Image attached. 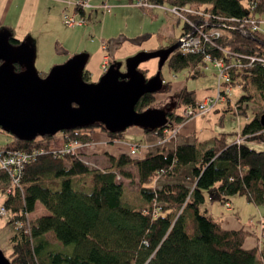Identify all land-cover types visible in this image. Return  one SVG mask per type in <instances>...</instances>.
Instances as JSON below:
<instances>
[{
	"label": "trees",
	"instance_id": "1",
	"mask_svg": "<svg viewBox=\"0 0 264 264\" xmlns=\"http://www.w3.org/2000/svg\"><path fill=\"white\" fill-rule=\"evenodd\" d=\"M151 1L199 8L208 14L206 29L221 31L214 47L204 45L194 53L178 48L168 59L173 71L203 67L204 55L210 53L230 66L231 86L242 88L237 112L247 117L251 104L261 107L241 125L240 139L229 140L228 133L207 139L180 134L148 147L141 157L110 155L112 163L104 169L91 167L80 150L62 152L57 136L65 142L86 144L92 142L96 130L105 131L110 140L123 132L111 133L95 124L33 140L12 135L0 149L37 151L24 166L19 185L3 201L11 213L10 222L25 223L11 239L8 257L12 264H263L260 245H246L253 231L245 226L226 228L203 206L208 198L222 201L236 192L246 193L258 204L264 202V148L254 147L264 144V32L262 28L254 30L250 22L264 16V0ZM187 18L199 23L205 17L189 13ZM189 28L186 24L185 30ZM11 41L29 43L15 37ZM83 78L90 81L87 70ZM156 95L142 96L136 109L151 108ZM181 98L183 104L196 106L199 102L190 92ZM166 112L168 125L185 119L175 108ZM164 128L144 131L162 137ZM126 165L137 170L144 200L138 207L125 201V184L118 180L119 172L129 176L124 171ZM87 178H91L90 184L84 183ZM9 184L7 171L0 168V188L6 190ZM38 202L47 212L30 220Z\"/></svg>",
	"mask_w": 264,
	"mask_h": 264
},
{
	"label": "rangeland",
	"instance_id": "2",
	"mask_svg": "<svg viewBox=\"0 0 264 264\" xmlns=\"http://www.w3.org/2000/svg\"><path fill=\"white\" fill-rule=\"evenodd\" d=\"M68 1L71 0H27L25 12L29 14V17L27 16L28 20L26 18L23 22L20 24L17 23L14 27L13 36L15 38L24 40L30 37L32 42L34 41L33 44H35L36 41L38 42L39 49L37 48L38 51L37 49L34 50V65L40 74L42 72L48 73L53 66L64 63L70 57L77 54L73 53L70 55L67 52L58 54L57 52V54L53 53L51 58L50 55H47L42 50L45 43L61 41L64 45L73 49L74 47L78 49L81 48L78 53L83 52L88 55L86 70H88L89 65L96 64L98 66L100 60H102L103 53L109 55L111 62L115 61L121 63L122 70L126 68L127 59L139 52H133V44H135V46H148L152 42H159L161 47L156 49L164 48L173 41L169 39L168 36L174 34L179 37L187 23L185 18H181L172 12L173 6L169 4H165L163 7H157L153 10L142 9L134 4L133 8L126 7L125 5L128 4V0H89L92 4H94V2L100 4L105 3L109 8H113L116 4L121 7L117 8L113 15L106 20L101 14L97 17L95 12L87 10L85 16L87 19L86 24L70 27L65 21L63 14V10H65L67 6L69 8ZM22 3L23 0H0V22L3 19H7L11 14L17 16L18 8ZM10 6H12V11H10ZM71 9H73L72 4H70V10ZM184 9L193 12L201 11L199 8L195 9L189 6ZM188 10L182 11V14L186 17L187 14H191ZM261 18H264V16ZM2 29L0 28V30ZM262 29L264 32L263 25ZM145 34H149V36L147 38L141 37ZM120 37H125L126 39H124L125 41L123 43L118 44L117 42L121 40ZM102 41L108 44V48L104 51H102L101 47ZM158 63L159 60L153 58L141 63L140 69L145 71L144 73L147 78H149L156 74ZM206 64L204 65L205 68L198 65L196 68H186L175 72L169 67L167 61L162 68V78L166 83L167 89L165 90L163 86V89L157 92V100L151 108L163 110L175 108L179 110V112H183L184 109L189 106L188 104L182 103L181 95L183 93H193L197 101L204 99L206 96H215L218 83V70L213 67L212 63ZM199 71L202 72L199 74ZM241 94V86L235 84L232 86L229 100H223L207 113L185 118L182 123L195 119V125L197 126L196 136L199 139H207L220 133H228L227 138L229 140H233L235 137L238 138L241 125L249 121L253 116V111L261 107L260 104H258V106L257 104H251L248 116L240 115V113L237 112L236 101ZM182 123L176 124L175 126H179L180 130V125ZM104 132L103 130H96L93 135L95 141L98 135L101 133L105 134ZM60 133L61 132L57 134ZM178 134L179 131L177 132V135ZM146 135L155 134H149L137 126L129 127L126 130L124 134L125 139L128 140L130 144L137 147L135 156L141 157L144 155L145 149L143 144L146 142ZM122 137L123 134H121L119 138ZM238 139H240V137ZM11 140L12 135L0 128V147L5 146ZM137 141H140L141 144L137 145L135 143ZM258 144L260 145L261 143L254 145L256 149L264 148L258 146ZM110 157L111 156H107L105 162L104 160H102L103 162H96V160L91 161V159H87L91 167L104 169L111 165L112 162ZM124 169L129 176L126 177L122 172H119L118 175V180L125 184L124 199L129 204L138 207L144 203V200L139 193L137 170L132 165H126ZM84 183L90 184L91 178L85 179ZM5 198V190L0 188V205L3 204ZM225 201H229L230 207L226 206ZM207 206L209 213L213 214L223 225L227 224L224 218L229 216V214H233L238 218V223L244 224L246 228L254 232V236H251V238L256 237V239H258V235L256 234L259 233L260 238L262 236L264 239V235L262 234L264 231V202L258 204L249 199L246 193L236 192L224 196L222 201L217 200L212 202L207 199L203 207ZM45 211L46 209L43 204L38 202L35 211L29 216L30 220L42 215ZM10 220L11 213L0 216V249H2L7 256L12 252L11 239L19 232L18 229H20L16 222H10ZM49 241L52 244L56 243L53 236H49Z\"/></svg>",
	"mask_w": 264,
	"mask_h": 264
},
{
	"label": "water",
	"instance_id": "3",
	"mask_svg": "<svg viewBox=\"0 0 264 264\" xmlns=\"http://www.w3.org/2000/svg\"><path fill=\"white\" fill-rule=\"evenodd\" d=\"M13 34L0 30V128L21 140L54 136L59 132L100 124L111 133L129 127H166V110L136 109L142 96L163 89L162 68L181 41L156 50H141L126 61L110 64L98 81L83 78L87 53H78L42 76L34 65V48L12 43ZM159 60L155 75L147 78L140 65ZM17 65L22 67L17 70ZM264 124V116H263ZM0 264H12L0 249Z\"/></svg>",
	"mask_w": 264,
	"mask_h": 264
},
{
	"label": "built area",
	"instance_id": "4",
	"mask_svg": "<svg viewBox=\"0 0 264 264\" xmlns=\"http://www.w3.org/2000/svg\"><path fill=\"white\" fill-rule=\"evenodd\" d=\"M134 5H137L141 8L145 9H153L157 7H163V5L155 4L151 0H132ZM68 6L65 10H63L64 19L68 23L69 26L75 25H85L87 19L85 14L81 11H85L86 9L99 7V6H107L103 5H95L89 2V0H71L68 1ZM70 4L73 5V9L70 10ZM185 7L173 6L172 12L178 15L181 18H185L187 21V25L190 27L189 30L185 31L180 37L181 45L179 49L183 52H191L194 53L203 49L204 45H210L212 47L216 46L214 39L221 36V31L216 28L206 29L208 22V14H204L203 12H193L188 9H184ZM81 9V11H79ZM183 10H188L191 14H196L199 16L204 15V19L196 23L191 21L189 18L182 14ZM251 24L254 30L262 28L264 26V18L261 19H252ZM224 51V50H222ZM204 61L206 63H212L213 67L218 70V83L216 88L215 96H206L204 99L199 101L196 106L189 105L184 109L182 114L185 118H191L199 114H204L211 111L218 103L223 100L230 99L229 96L232 92L231 76L229 74L230 66L227 65L222 59L213 57L212 54L207 53L204 55ZM111 64V58L109 55L104 56L102 63V71L105 73ZM207 65V64H206ZM179 131V126L175 125H167L163 130V136L161 137L160 144L165 143L166 141L174 138ZM82 145L76 141L65 142L61 146L62 152H76L79 151V146ZM132 154L137 153V147L132 145ZM37 154V151L33 152H25L21 150L15 149H0V168L7 171L10 184L7 186L5 190V194L11 193L12 190L19 185L22 171L24 166ZM227 207H230L229 201H225ZM7 210L5 206L0 205V216L5 215ZM19 228H23L25 223L17 222ZM264 264V261H263Z\"/></svg>",
	"mask_w": 264,
	"mask_h": 264
},
{
	"label": "crops",
	"instance_id": "5",
	"mask_svg": "<svg viewBox=\"0 0 264 264\" xmlns=\"http://www.w3.org/2000/svg\"><path fill=\"white\" fill-rule=\"evenodd\" d=\"M26 2H27V0H23V3L18 8L17 16H14V14H11V15L8 16L7 19H3L0 22V28L1 29L2 28L8 29L13 34V31L15 30L14 27L17 25V23L20 24L26 18L28 20L29 14L27 12H25V10H26L25 9ZM94 4L98 6V5H103L105 3L100 4V3L94 2ZM125 6L126 7H129V8H133V3L130 0H128V4H126ZM119 7H121V6L118 5V4H116L113 8H109L108 5L106 7L105 6L93 7V8L86 9L83 13L86 16V11L87 10H91L92 12H95L96 13V16L97 17H99V15L101 14L102 16L105 17V20H106L108 17H111L113 15V13L115 12V10L117 8H119ZM9 8H10V11H12V6H10ZM154 9L155 8H153V10ZM75 26H70V27H75ZM78 26H82V25H78ZM185 31L186 30H185V27H184V29H183V31H182V33H181V35L179 37H177L174 34L168 36L169 39H172L173 40L171 43L177 42ZM148 36H149V34H145V35H143L141 37L147 38ZM141 37H139V38H141ZM26 39H28V42L30 44L32 43V47L34 48V50H36L37 48L39 49V45H38V42L37 41L35 42V44H33L34 41L32 42V40H31L30 37H27ZM102 42L103 43L101 44V47H102V51H104L105 49L108 48V44L105 41H102ZM159 47H161L159 45V42H152L148 46H135V44H133V52H135V51H141L142 49H146V50L156 49V48H159ZM38 49H37V51H38ZM65 49H67V50H65ZM77 49L78 48H75L74 47V49H73V48H71L69 46H66L61 41H55L53 43H45L44 46L42 47V50L47 55H50L51 58L53 56V53H56L57 54V52H58V54H62V52H67L70 55H72L73 53H77L78 54V52L80 51L81 48L78 49V50ZM72 51H74V52H72ZM106 55L107 54H105V53L102 54V60H100V63H99L98 66L96 64H93V65H89L88 66V70L87 71L90 73V81L91 82L98 81L100 79V77L104 74L103 71H102V63H103V58ZM51 63H53V62H51ZM59 63H61V62H59ZM116 63H118V62H116ZM87 65H88V62L86 63L85 70H86ZM203 68H205V67L203 66ZM170 125H172V123H170ZM238 126H239V124H238ZM238 126H237V128H238ZM139 128H141V127H139ZM196 129H197V126L195 125V119H193V120L191 119V120H188L186 123H182L180 125V130H179V134L178 135H180V134L181 135L182 134L183 135H190V134L196 135ZM141 130L144 131L143 128H141ZM125 132L126 131L123 132V137L122 138H119V139H116V140H110V137H109V135L106 132H104L105 134H102L101 133L100 135H98V138H97L96 141H95V138L92 136V142L80 145L79 146V150L84 154V156L86 158L91 159V161L92 160H96V162H103L102 160H104V162H105V158H107V156H110V155H112L114 157H117L120 153H131L132 145L133 144H130L128 142V140L125 139V137H124ZM94 134H95V132L93 133V135ZM160 140H161V137H159V136L146 135V142L143 144V147L146 150L148 147H152L154 145L160 144L159 143ZM57 141H58V143H59L60 146H62L65 143V141L62 140V137L61 136L60 137L57 136ZM135 143L137 145H140L141 144L140 141H137ZM254 145H257V144H254ZM258 146L264 147L263 144H260V145L258 144ZM232 207H233V204H232ZM207 208H208V206H207ZM231 210H228V211H231ZM46 212L47 211H45L44 213H46ZM211 215L213 217H215L213 214H211ZM224 220H226V223L227 224H224L223 225L220 222V220H218V221L221 223V225H223L226 228H240V227H244L245 226L244 224L238 223L237 222L238 221V218L236 216H234L233 214H229V216H227L226 218H224ZM262 234L264 235V231L262 232ZM256 235H258V239H256V237L255 238L254 237L251 238V236H254V235H250L247 238V240H246V245L252 247V246H256L257 244H259L260 245V249H263L264 250V247H263L264 239L262 238V236L260 238L259 233L256 234ZM263 254H264V251H263Z\"/></svg>",
	"mask_w": 264,
	"mask_h": 264
},
{
	"label": "flooded vegetation",
	"instance_id": "6",
	"mask_svg": "<svg viewBox=\"0 0 264 264\" xmlns=\"http://www.w3.org/2000/svg\"><path fill=\"white\" fill-rule=\"evenodd\" d=\"M19 68H20V70L22 69V67L20 66V65H17ZM142 70V69H141ZM122 71H126V69H122ZM150 78V77H149Z\"/></svg>",
	"mask_w": 264,
	"mask_h": 264
}]
</instances>
